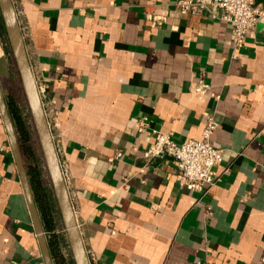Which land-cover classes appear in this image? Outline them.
Wrapping results in <instances>:
<instances>
[{
    "label": "crops",
    "instance_id": "0c3cea01",
    "mask_svg": "<svg viewBox=\"0 0 264 264\" xmlns=\"http://www.w3.org/2000/svg\"><path fill=\"white\" fill-rule=\"evenodd\" d=\"M12 1L90 263L264 264V17L239 49L179 0ZM210 114L223 161L193 193L145 154L153 132L200 141ZM56 233L68 258L60 215ZM0 264H45L1 115Z\"/></svg>",
    "mask_w": 264,
    "mask_h": 264
},
{
    "label": "water",
    "instance_id": "95a60500",
    "mask_svg": "<svg viewBox=\"0 0 264 264\" xmlns=\"http://www.w3.org/2000/svg\"><path fill=\"white\" fill-rule=\"evenodd\" d=\"M0 17L14 59L22 89L40 146L46 173L58 207L74 264H91L85 250L75 212L69 197L54 139L47 121L43 102L28 60L22 30L12 0H0ZM0 115L5 127L10 149L21 181L31 220L37 235L45 264H53L47 236L35 203L17 134L11 120L4 91L0 84Z\"/></svg>",
    "mask_w": 264,
    "mask_h": 264
},
{
    "label": "built area",
    "instance_id": "2783aa9c",
    "mask_svg": "<svg viewBox=\"0 0 264 264\" xmlns=\"http://www.w3.org/2000/svg\"><path fill=\"white\" fill-rule=\"evenodd\" d=\"M256 0H179L175 8L182 16H195L207 12L231 27L235 47L242 48L246 37L251 34L264 11L256 5ZM212 10L219 12L216 15ZM204 86L194 85V92H202ZM217 129L213 115H208L202 139L176 144L171 135L153 132L154 142L145 154V159L170 158L177 169L176 180L180 187L189 192L204 194L218 183L215 169L223 161V153L217 149L212 138Z\"/></svg>",
    "mask_w": 264,
    "mask_h": 264
},
{
    "label": "trees",
    "instance_id": "16d2710c",
    "mask_svg": "<svg viewBox=\"0 0 264 264\" xmlns=\"http://www.w3.org/2000/svg\"><path fill=\"white\" fill-rule=\"evenodd\" d=\"M4 32L0 17V33ZM7 108L13 122L19 147L25 162L28 178L33 191L36 206L39 210L44 230L48 235V245L55 264H73L71 254L65 258L63 234H57L59 228V212L53 197L52 187L44 182L45 166L43 159L33 147L34 129L30 122L27 108L17 104L12 96L6 100Z\"/></svg>",
    "mask_w": 264,
    "mask_h": 264
},
{
    "label": "rangeland",
    "instance_id": "374dc122",
    "mask_svg": "<svg viewBox=\"0 0 264 264\" xmlns=\"http://www.w3.org/2000/svg\"><path fill=\"white\" fill-rule=\"evenodd\" d=\"M8 48H9V45H8ZM10 65H11L12 73L10 74L9 77L3 79V91H4V94H5V98L7 100V98L9 96H12L14 101L17 104H19L21 107L27 108V111L29 113L28 106H27V103H26V99H25V96H24V92H23V89H22L21 81H20V78H19V74H18L16 65H15L14 59L12 57V54H10ZM29 116H30V114H29ZM30 122L32 124L31 117H30ZM32 128L34 129L33 124H32ZM32 139H33V147H34V149H36L38 155H40L41 158H42L40 146L38 144V140H37V136H36L35 131H34ZM45 171H46V169H45ZM44 176H45L44 182L46 184H49L50 180H49L48 175H47L46 172L44 173Z\"/></svg>",
    "mask_w": 264,
    "mask_h": 264
}]
</instances>
